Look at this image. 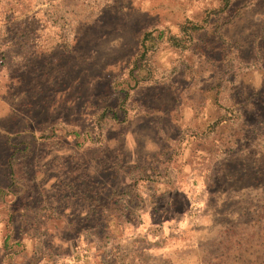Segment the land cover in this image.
<instances>
[{
  "label": "rangeland",
  "instance_id": "374dc122",
  "mask_svg": "<svg viewBox=\"0 0 264 264\" xmlns=\"http://www.w3.org/2000/svg\"><path fill=\"white\" fill-rule=\"evenodd\" d=\"M33 5L0 17V264H264V0Z\"/></svg>",
  "mask_w": 264,
  "mask_h": 264
},
{
  "label": "trees",
  "instance_id": "16d2710c",
  "mask_svg": "<svg viewBox=\"0 0 264 264\" xmlns=\"http://www.w3.org/2000/svg\"><path fill=\"white\" fill-rule=\"evenodd\" d=\"M33 3L34 0H0V17L2 18V21H5L10 29L13 28V32L15 33L22 31L21 27H25V23L31 25L35 23L36 20L38 21V16L40 17L43 25H46L47 19L45 20L40 16L39 11L35 9ZM228 4L229 1H227L225 6L227 7ZM31 28L33 29L28 30V28H24L21 35L30 37L31 34H34L36 30L40 29L39 27L33 26Z\"/></svg>",
  "mask_w": 264,
  "mask_h": 264
}]
</instances>
